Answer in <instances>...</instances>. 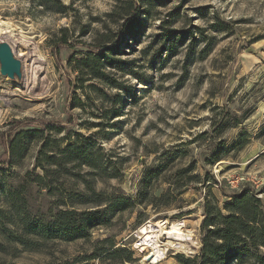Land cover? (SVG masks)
<instances>
[{"label": "rangeland", "instance_id": "1", "mask_svg": "<svg viewBox=\"0 0 264 264\" xmlns=\"http://www.w3.org/2000/svg\"><path fill=\"white\" fill-rule=\"evenodd\" d=\"M116 2L0 0V41L9 44L22 72L14 79L0 72V209L8 213V195L24 184L26 172L42 174L36 167L38 138L24 141L25 149L1 165L6 137L12 129L46 122L68 129L46 128L41 134L62 145L77 132L94 138L117 177H96L85 165L67 164L69 172L54 174L57 189L23 186L20 194L31 215L47 217L69 208L65 194L88 196L90 185L104 196L131 202L113 214L110 225L93 229L88 241L51 240L30 251L8 243L0 231L7 247L0 262L50 264L89 254L92 241L109 238L135 252L136 261L124 264H152L146 257L152 249L138 243L142 227L165 220L182 223L188 236L185 247L175 250L165 245L161 228L152 226V238L164 252L155 264H194L176 255L191 257L197 251L208 191L222 204L224 194L246 186L264 202V0L153 1L139 33L120 41L114 55L133 60L136 75L102 68L122 83L115 87L85 76L69 60L85 52L83 44H97L118 31L109 16ZM217 22L220 30L212 27ZM61 37L73 47H55ZM50 150L46 154H56ZM162 164V174L147 180L149 169ZM178 169L187 170L176 181ZM210 175L218 184L207 180ZM4 225L11 226L6 219L0 221V228Z\"/></svg>", "mask_w": 264, "mask_h": 264}, {"label": "trees", "instance_id": "2", "mask_svg": "<svg viewBox=\"0 0 264 264\" xmlns=\"http://www.w3.org/2000/svg\"><path fill=\"white\" fill-rule=\"evenodd\" d=\"M153 1L155 0H117L109 16L113 17V22L118 25V31L112 37L103 34L104 38L97 44H83L85 52L77 58L72 56L69 60L70 64L85 76L109 82L115 87L121 86L122 83L111 79L102 69L105 66L118 69L126 74L136 75L132 68L135 65L133 60L123 61L114 55L118 52L120 41L124 42L125 37H135L139 33L143 14L150 12ZM144 4L146 7H143ZM212 27L216 30L221 29L219 22L214 23ZM166 33L162 35L168 39L167 36L170 34ZM115 36L117 37L114 39ZM59 41L55 47L60 45L73 47V44L69 45L64 37H61ZM106 42L111 44L105 45ZM77 105H81V102L78 101ZM46 128L55 129L58 132L63 129L68 130L65 125L48 122L30 129H12V133L6 137L5 141L7 157L1 164H8L12 154L25 149L24 141H30L31 138L40 139L41 145L36 155V167L41 169L42 174L26 172L23 178L24 184H18L17 189L10 191L8 195L10 203L8 213L0 209V221L6 219L11 224L10 227L4 225L0 228L7 242L30 251L40 249L51 240L70 242L83 239L88 241L93 229L110 225L113 214L128 208L131 204L130 201L122 198L104 196L101 191L96 192L95 188L90 185L87 187L90 192L88 196L77 192L65 194L69 208L61 207L47 217L31 215L20 194L23 186L33 183L42 188L47 187L48 191L57 189L53 185L56 179L54 174L59 173L60 170L69 172L65 166L67 164H73V167L74 165H85L91 169L90 174L96 177H117L113 174L114 168H109L111 162L104 157L99 147H96L94 138L82 137L77 132L74 138L64 137V140H61L64 143L62 145L60 139L50 140L48 137H41ZM51 146L56 154L54 152L46 154L47 149L52 151ZM227 151L228 149L224 150V152ZM217 158L214 154L213 160L217 161ZM164 165L151 167L147 180L158 178L162 174ZM52 166L55 168L51 169ZM186 170H177L176 181L184 176ZM47 176H52V178L47 181L45 180ZM192 177L199 178L197 175ZM207 180L218 184L213 175H210ZM0 190H2L1 187ZM203 197L202 219L199 224L200 245L191 257L184 256L182 253L176 256L184 258L185 262H194V264H264V202L262 198L257 196L252 188L246 186L236 193L224 194L225 200L222 204L210 191ZM92 245L93 248L89 254L77 255L50 264H90L95 259L98 264H124L136 261V258H133L135 252L130 247H116L112 239H97L92 241ZM5 248H7L6 244L0 242V251H4ZM0 264L15 263L4 261Z\"/></svg>", "mask_w": 264, "mask_h": 264}, {"label": "bare ground", "instance_id": "3", "mask_svg": "<svg viewBox=\"0 0 264 264\" xmlns=\"http://www.w3.org/2000/svg\"><path fill=\"white\" fill-rule=\"evenodd\" d=\"M180 224H182V223H176V222L168 223L165 220H163V221H158L154 225L142 227L143 231L141 232L140 239L147 237L145 239H147L146 241L149 243L150 248L152 249V251H150V254L148 253L149 255L146 257L149 259L152 258V262L156 263V262L162 260V258H163L162 255L164 253V252H162V249H161L162 244L159 243L157 240L152 238V233H155L154 232L155 229L152 228V226H154V227L157 226V227L161 228L160 230L163 231L162 236L163 237L165 236L164 239L166 238L165 242H167L165 245H169L170 247L174 248L175 250H180V248H184L185 247V241L187 239L188 234L184 233V229H183L182 225H180ZM146 225H148V224H146ZM143 244H145V242H143ZM146 248H149V247H147V246L143 247L142 246V249H146Z\"/></svg>", "mask_w": 264, "mask_h": 264}, {"label": "water", "instance_id": "4", "mask_svg": "<svg viewBox=\"0 0 264 264\" xmlns=\"http://www.w3.org/2000/svg\"><path fill=\"white\" fill-rule=\"evenodd\" d=\"M20 60L13 56L11 48L7 42L0 41V72L10 79L21 76Z\"/></svg>", "mask_w": 264, "mask_h": 264}, {"label": "built area", "instance_id": "5", "mask_svg": "<svg viewBox=\"0 0 264 264\" xmlns=\"http://www.w3.org/2000/svg\"><path fill=\"white\" fill-rule=\"evenodd\" d=\"M146 237H144V238H141L140 240H139V242L138 243H140V245L141 246H147V247H149L150 248V245H149V243L146 241L147 239H145ZM143 242H145V244H143ZM152 262V261H151ZM152 264H155V262H152Z\"/></svg>", "mask_w": 264, "mask_h": 264}]
</instances>
